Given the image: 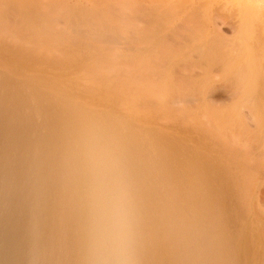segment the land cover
I'll use <instances>...</instances> for the list:
<instances>
[{"label":"rangeland","instance_id":"obj_1","mask_svg":"<svg viewBox=\"0 0 264 264\" xmlns=\"http://www.w3.org/2000/svg\"><path fill=\"white\" fill-rule=\"evenodd\" d=\"M17 2L0 7V68L63 114L122 126L129 151L154 154L148 169L200 213L197 232L186 219L148 235L151 262L264 264V0L137 25L97 24L76 0ZM40 14L50 25L38 36Z\"/></svg>","mask_w":264,"mask_h":264},{"label":"bare ground","instance_id":"obj_2","mask_svg":"<svg viewBox=\"0 0 264 264\" xmlns=\"http://www.w3.org/2000/svg\"><path fill=\"white\" fill-rule=\"evenodd\" d=\"M17 1L21 0H0V7ZM240 1L243 0H76V3L86 5L97 24L137 25L142 18L151 21L153 17L163 16L171 20L183 13L188 17L205 12L212 5L223 7ZM256 1L254 4L259 6V0ZM36 2L43 9L46 3L56 2L60 6L65 0ZM40 16L39 22L45 18L40 14L36 19ZM30 18L27 22L25 18L21 20L24 26L25 22L26 27L30 25L29 30L36 21L29 22ZM262 19L258 21L263 24ZM37 23L39 32L32 28L35 35L42 32L44 25H50L47 21L38 23L40 28ZM23 82L0 68V264H92L82 180L72 175L69 162H80L97 146H102L116 160L126 179L135 264H153V259L145 254V238L148 240V235L155 236L161 231L170 233L178 220L188 219L185 226L188 228L190 219L200 213H194L188 197L177 191L168 172L148 169L154 154L129 151L122 126L111 125L101 112L90 115L79 108L63 114L59 105L46 104L43 92L33 93ZM124 87L123 84L117 90L120 98H124ZM195 225V231L191 230L197 232L198 225ZM201 225L200 229L204 230Z\"/></svg>","mask_w":264,"mask_h":264},{"label":"clouds","instance_id":"obj_3","mask_svg":"<svg viewBox=\"0 0 264 264\" xmlns=\"http://www.w3.org/2000/svg\"><path fill=\"white\" fill-rule=\"evenodd\" d=\"M69 168L82 180L92 264H135L131 201L119 164L97 146Z\"/></svg>","mask_w":264,"mask_h":264}]
</instances>
